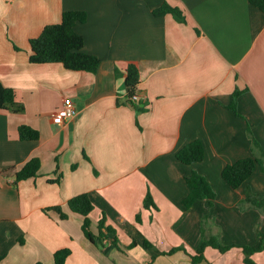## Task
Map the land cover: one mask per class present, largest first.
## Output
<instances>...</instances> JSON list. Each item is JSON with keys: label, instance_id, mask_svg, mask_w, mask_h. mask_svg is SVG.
Returning <instances> with one entry per match:
<instances>
[{"label": "crops", "instance_id": "0c3cea01", "mask_svg": "<svg viewBox=\"0 0 264 264\" xmlns=\"http://www.w3.org/2000/svg\"><path fill=\"white\" fill-rule=\"evenodd\" d=\"M164 3L184 20L154 16ZM67 11L86 15L75 32L83 52L100 60L95 73L29 63V40ZM129 65L139 72L133 103L124 82ZM0 82L24 108L0 110L1 264H54L62 249L70 251L65 264H193L210 237L237 247H207L197 264H244L239 247L258 246L264 210L239 203L246 186L264 195V171L257 166L237 189L221 177L241 159L264 162V14L247 0H0ZM64 98L77 115L59 121ZM23 125L38 139L21 141ZM193 141L204 158L184 165L176 153ZM32 158L40 162L35 178L7 175ZM192 172L215 198L186 210ZM82 194L93 205L91 232L102 216L114 232L101 247L67 208ZM147 195L155 209L143 207ZM56 206L65 220L49 210ZM251 259L264 264V249Z\"/></svg>", "mask_w": 264, "mask_h": 264}, {"label": "trees", "instance_id": "16d2710c", "mask_svg": "<svg viewBox=\"0 0 264 264\" xmlns=\"http://www.w3.org/2000/svg\"><path fill=\"white\" fill-rule=\"evenodd\" d=\"M253 7L257 8L264 14V0H247ZM173 15L179 21H183L181 11L164 3L153 11V15L161 17L164 15ZM86 15L83 12L67 11L61 15L58 24L46 26L40 35L29 40V63L31 64H47L59 63L69 71H83L95 73L100 65V60L93 55L83 52V38L75 32V26L85 22ZM126 86V96L130 103H133V97L136 96L139 83V72L133 65H129L125 72L124 78ZM240 91L232 94V102L228 109L235 112L236 98L240 95ZM0 110H7L13 114H22L24 108L15 101L14 91L6 88L0 82ZM19 139L21 141H33L38 139V132L28 126H20L18 128ZM258 147L256 142H252V148ZM204 158L202 144L199 141H193L185 145L176 153V159L184 165H192L199 163ZM260 166L264 171V162L257 158H245L237 161L232 165H227L221 173L223 181L231 188L237 189L249 179L254 173L256 167ZM40 168V162L37 158H32L20 169H12L7 175H12L16 182L26 181L35 178ZM54 181H51L53 183ZM56 183V181L54 182ZM187 186V194L182 199L181 205L184 209H189L195 202L199 200H207L211 204L215 198V194L209 187L205 179L196 172H192L185 178ZM145 209L155 206L152 199L147 195L143 202ZM241 210L247 208H255L264 210V195L254 194L249 187H245V196L243 201L239 203ZM69 212L82 217L81 230L84 237L95 246H102L103 240L108 239L109 235H113V230L105 225V217L102 216L97 224L96 234L91 232L89 214L93 210V205L86 194L78 195L67 202ZM59 214L60 219L65 220L67 215L63 213L59 206L50 208ZM138 219V217H137ZM259 244L256 247L241 246L244 255V264H255L251 256L259 253L264 249V234H258ZM22 243L21 241H19ZM145 247H149L144 243ZM213 248L220 253L237 246H224L214 237L205 239L194 256H191L193 264H197L202 260L205 248ZM70 255L68 249L56 251L53 255L54 264H65L67 257ZM2 258L0 257V264ZM39 264V263H38Z\"/></svg>", "mask_w": 264, "mask_h": 264}, {"label": "built area", "instance_id": "2783aa9c", "mask_svg": "<svg viewBox=\"0 0 264 264\" xmlns=\"http://www.w3.org/2000/svg\"><path fill=\"white\" fill-rule=\"evenodd\" d=\"M138 97L134 96L133 101H137ZM77 115V111L74 107V104L71 99L64 98L62 100V105L59 110H57L54 114L55 118L59 121H66L69 119H73Z\"/></svg>", "mask_w": 264, "mask_h": 264}]
</instances>
